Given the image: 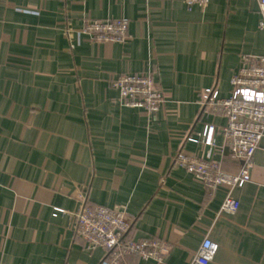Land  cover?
Instances as JSON below:
<instances>
[{"label":"crops","instance_id":"obj_1","mask_svg":"<svg viewBox=\"0 0 264 264\" xmlns=\"http://www.w3.org/2000/svg\"><path fill=\"white\" fill-rule=\"evenodd\" d=\"M117 17L128 21L123 42L81 32L86 18ZM259 19L258 0H0V264H99L103 249L54 214L75 210L78 192L123 207L131 237L168 242L163 264H190L205 235L217 243L208 264H264V137L233 214H217L224 189L173 165L180 149L206 154L186 137L212 124L214 157L238 171L220 151L225 118L202 112L200 93L228 96L240 57L264 55ZM148 72L164 97L152 121L110 85Z\"/></svg>","mask_w":264,"mask_h":264},{"label":"built area","instance_id":"obj_2","mask_svg":"<svg viewBox=\"0 0 264 264\" xmlns=\"http://www.w3.org/2000/svg\"><path fill=\"white\" fill-rule=\"evenodd\" d=\"M187 7L198 5L205 8L210 0H183ZM259 27L264 28V0H258ZM128 21L124 17L86 18L81 32L97 42H123L128 38ZM67 36L71 32L67 30ZM118 90L119 101L127 107L142 108L149 121L155 120L164 102L160 84L148 73H123L110 81ZM231 89L228 96H219L218 90L208 87L200 93L201 111L225 118L220 127L222 143L220 151L228 150L231 157L239 161L236 173L222 169L220 160L214 157V133L212 124H205L200 132L188 134L186 139L208 146L204 156L176 152L173 165L184 169L208 190L224 189L225 195L217 214H233L238 208V200L232 195L236 187L242 186L251 177L253 154L264 137V55L254 58L242 55L237 71L230 78ZM79 205L73 211L55 208L65 212L73 233L82 239L87 249L101 247L104 255L99 264H127V256L153 259L163 264L169 251V243L157 237L133 238L131 220L120 206L107 207L91 205L83 193L75 194ZM217 251V243L205 235L190 264H208Z\"/></svg>","mask_w":264,"mask_h":264}]
</instances>
